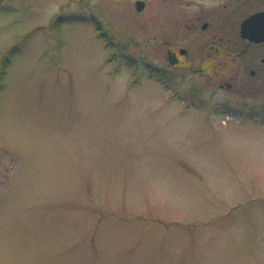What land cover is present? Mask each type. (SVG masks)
Segmentation results:
<instances>
[{"label": "rangeland", "instance_id": "obj_1", "mask_svg": "<svg viewBox=\"0 0 264 264\" xmlns=\"http://www.w3.org/2000/svg\"><path fill=\"white\" fill-rule=\"evenodd\" d=\"M107 8L0 0V264H264V122Z\"/></svg>", "mask_w": 264, "mask_h": 264}, {"label": "flooded vegetation", "instance_id": "obj_2", "mask_svg": "<svg viewBox=\"0 0 264 264\" xmlns=\"http://www.w3.org/2000/svg\"><path fill=\"white\" fill-rule=\"evenodd\" d=\"M109 7L105 11L110 15H130L135 10L145 13L155 24L154 35L146 44L164 47L169 65L178 71L197 73L201 81H197L198 89L212 80L215 88L236 95L227 98L245 99L242 107L222 101L224 108L264 114V38H251L243 32L246 18L264 12V0H153V6L150 0H109ZM89 10L96 14L97 6ZM111 26L116 22L111 21ZM155 72L177 90L183 83L178 73H169L160 66ZM188 93L186 96L191 98L193 95Z\"/></svg>", "mask_w": 264, "mask_h": 264}, {"label": "water", "instance_id": "obj_3", "mask_svg": "<svg viewBox=\"0 0 264 264\" xmlns=\"http://www.w3.org/2000/svg\"><path fill=\"white\" fill-rule=\"evenodd\" d=\"M261 19H264V13H261V14H258V15H252L251 17H249L246 21H245V24H244V30L243 32L245 33V35L251 37V38H255L256 35L259 36V38H264V31L263 30H258L256 32H253L255 31L252 30L251 26H252V22L257 20V22L261 21ZM264 21V20H263Z\"/></svg>", "mask_w": 264, "mask_h": 264}]
</instances>
